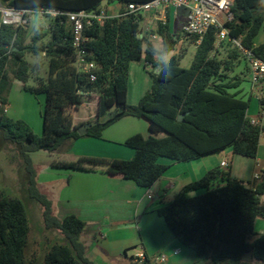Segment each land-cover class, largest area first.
Returning a JSON list of instances; mask_svg holds the SVG:
<instances>
[{
  "label": "trees",
  "instance_id": "16d2710c",
  "mask_svg": "<svg viewBox=\"0 0 264 264\" xmlns=\"http://www.w3.org/2000/svg\"><path fill=\"white\" fill-rule=\"evenodd\" d=\"M104 1H117L122 8L118 16L84 27V35L89 38L84 45L87 58L97 65L94 80L74 64L73 29L66 15L46 17L49 28L37 30L29 45H25L26 30L2 25L0 16V138L18 150L28 197L43 208L44 229L62 237L46 248L39 262L29 254L30 225L25 204L0 190V264H95L85 256L80 241L86 223L76 215L60 219L53 201L40 191L37 168L30 157L33 152H55L80 137L101 139L103 131L117 121L137 117L149 123L151 135L145 138L136 134L124 142L135 152L131 160L80 157L76 161H55L51 166L75 171L103 167L109 175L149 188L169 168L159 162L161 158L189 162L228 148L242 157L258 156L264 122L252 123L250 101L239 97L237 91L242 80L229 75L244 57L230 41L217 45L216 30H210L200 43L191 36L196 53L189 68L180 66L182 55H173L171 66H167L157 56L172 52L179 41L168 21L158 22L152 31L163 41L162 49L157 50L146 35L139 37L143 15H125L129 4L153 0H0L10 7L36 11L53 8L66 13L99 12ZM232 12L233 19L225 24L229 37L240 39L246 49L264 61V42L255 44L264 27V0H235ZM223 43L234 47L229 48L226 59L221 58ZM27 53L44 54L48 59L47 78L37 77L33 85L28 84ZM141 61L146 67L152 66L148 72L152 84L137 105H130L129 67ZM10 64L15 67L14 78L24 84L25 91L45 95L40 137L26 122L8 117L3 108ZM92 94L98 95L97 119L88 122L87 133L80 135V126L74 125L69 109L79 107ZM259 107L263 119L264 97L259 99ZM197 191L202 193L189 194ZM263 196L264 172L249 185L233 178L230 170L214 168L184 186L157 213L184 245L211 264H251L243 260L247 254L264 264V234L255 230L256 221L264 219Z\"/></svg>",
  "mask_w": 264,
  "mask_h": 264
},
{
  "label": "crops",
  "instance_id": "0c3cea01",
  "mask_svg": "<svg viewBox=\"0 0 264 264\" xmlns=\"http://www.w3.org/2000/svg\"><path fill=\"white\" fill-rule=\"evenodd\" d=\"M121 8L122 4L117 1H104L101 5V10L109 17L118 16ZM186 18L187 10L183 7H172L165 12H148L143 15L141 28L145 31L151 26L156 30L158 22L168 21L170 31L178 36L177 30L182 29ZM145 35L155 49H162L163 41L160 35ZM172 53L173 51L163 56L158 55L157 60L159 61L161 56L164 61V58L170 57ZM242 62L231 77L241 78V85L237 89L239 97L250 101V118L261 122L263 119L260 115L259 97L251 83L249 67L244 60ZM150 70L152 67H146L144 61L130 64V105H137L150 89ZM7 110L6 105V112ZM97 111L98 95L95 94L90 95L79 107L69 109L75 126L87 125L97 119ZM136 134L149 137V123L137 117L122 118L105 129L101 139L81 137L76 140L66 153L69 159L64 161H76L80 157L131 160L135 152L125 146L124 142ZM223 161L228 162L227 168L221 167ZM159 162L169 165V168L149 188L141 187L122 176L109 175L103 167L83 171L57 169L64 173L57 174L58 177L52 181L41 183L40 171L37 165L35 167L39 189L53 201L57 216L62 219L68 215H76L86 223L80 241L85 246V256L95 264H132L134 257L141 251L145 252L152 264H156L154 260L159 255L167 257L166 264H211L209 259L197 256L193 248L184 245L169 230L157 210L172 201L184 186L199 180L214 168L230 170L233 178L252 185L264 172V132L255 159L235 155L232 148H228L221 153L189 162H173L165 158H161ZM51 164L49 163L48 167L56 170ZM255 230L259 235L264 234V219L259 218L256 221ZM247 255L243 260L256 264L251 255Z\"/></svg>",
  "mask_w": 264,
  "mask_h": 264
},
{
  "label": "rangeland",
  "instance_id": "374dc122",
  "mask_svg": "<svg viewBox=\"0 0 264 264\" xmlns=\"http://www.w3.org/2000/svg\"><path fill=\"white\" fill-rule=\"evenodd\" d=\"M29 25L25 34V45L31 43L32 37L37 30L42 28L43 31H47L49 28L48 18H35L29 19ZM179 36L178 45L173 50L172 55L180 56V66L182 68H189L193 62L196 45L192 42L191 36H185L182 29L177 30ZM181 34V35H180ZM48 40V37L44 39V42ZM264 42V27L259 32L255 39V44H261ZM229 48H234L227 43H223L220 47L222 52L221 58L226 59L228 56ZM26 60L30 67V80L29 85H33L35 78H47L48 76V59L44 54L27 53ZM243 64L242 60L237 62L235 69L239 68ZM12 69H15L11 64L7 68V74L9 78V84L7 90L3 93L6 104L3 108L6 109V115L14 120H21L26 122L32 129L35 135L41 136L43 133V114L45 109V95L44 94H31L23 89V83L14 78ZM244 71V70H243ZM245 72V71H244ZM232 76V73L229 74ZM97 96V94H95ZM81 138V137H80ZM79 138V139H80ZM92 138V137H88ZM93 139V138H92ZM78 140V139H77ZM76 141V140H75ZM75 141L66 143L58 151H36L30 154L33 164L37 165L40 171L41 183H47L58 177L61 170H55L48 167L49 163L67 160L66 155L71 149L72 144ZM125 145V144H124ZM126 146V145H125ZM80 151V150H79ZM64 173V172H63ZM58 189V188H56ZM0 190L10 197L21 200L26 208L29 218L30 235H29V254L39 259L42 262L44 257V251L48 246L54 242L61 241L62 237L56 231H48L44 229L42 210L43 208L36 201L31 200L28 197L25 176L23 171L22 159L18 153L17 148L0 138ZM59 192V191H58ZM202 191L190 192L191 196L201 194ZM62 197L64 200L65 194ZM250 259V256L247 255ZM255 260V259H253ZM256 264H261L255 260Z\"/></svg>",
  "mask_w": 264,
  "mask_h": 264
},
{
  "label": "built area",
  "instance_id": "2783aa9c",
  "mask_svg": "<svg viewBox=\"0 0 264 264\" xmlns=\"http://www.w3.org/2000/svg\"><path fill=\"white\" fill-rule=\"evenodd\" d=\"M235 0H153L144 3H131L125 15L140 14L148 12H165L172 7H183L187 10V18L182 25V32L185 36H195L200 43L202 38L210 31H217V44L222 41H230L242 54L250 70L251 83L256 90L257 96L264 97V61L255 56V54L246 49L240 39L230 38L229 31L225 24L233 19L232 6ZM66 15L68 22L73 29V46L76 49L75 66L84 74H89L90 79L94 80V71L97 68L95 62L87 58V51L84 47L89 40L84 35V27L92 25L95 21L103 23L109 18L103 10L97 11H79V12H62L53 8H43L38 11L28 10L16 7H10L0 2L1 24L22 27L27 29L29 19L35 18H56L57 16ZM152 27L148 26L145 31L141 29L139 37L145 34L152 35ZM155 37L154 35H152ZM152 67V66H151ZM264 122V118H263ZM252 123H258L252 120ZM228 162L221 163L222 168L228 167ZM156 264H166L167 257L159 255L155 258ZM135 264H152L144 251L139 252L134 257Z\"/></svg>",
  "mask_w": 264,
  "mask_h": 264
},
{
  "label": "water",
  "instance_id": "95a60500",
  "mask_svg": "<svg viewBox=\"0 0 264 264\" xmlns=\"http://www.w3.org/2000/svg\"><path fill=\"white\" fill-rule=\"evenodd\" d=\"M159 61H160V62L162 61V57H161V56H159ZM156 73H159V71L157 70ZM178 119L181 120V119H182V116H180ZM88 128H89V125H82V126H80V127L78 128V132H79V134H80V135H84V134H86Z\"/></svg>",
  "mask_w": 264,
  "mask_h": 264
},
{
  "label": "clouds",
  "instance_id": "9594fccd",
  "mask_svg": "<svg viewBox=\"0 0 264 264\" xmlns=\"http://www.w3.org/2000/svg\"><path fill=\"white\" fill-rule=\"evenodd\" d=\"M171 58H172V55L170 57L166 56L164 58V64L167 65V66H171Z\"/></svg>",
  "mask_w": 264,
  "mask_h": 264
}]
</instances>
